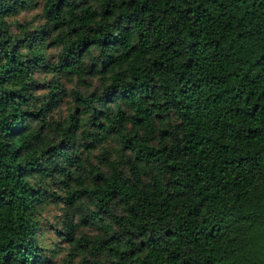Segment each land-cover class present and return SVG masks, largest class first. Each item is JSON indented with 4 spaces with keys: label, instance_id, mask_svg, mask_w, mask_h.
I'll return each instance as SVG.
<instances>
[{
    "label": "trees",
    "instance_id": "16d2710c",
    "mask_svg": "<svg viewBox=\"0 0 264 264\" xmlns=\"http://www.w3.org/2000/svg\"><path fill=\"white\" fill-rule=\"evenodd\" d=\"M0 264H264V0H0Z\"/></svg>",
    "mask_w": 264,
    "mask_h": 264
},
{
    "label": "rangeland",
    "instance_id": "374dc122",
    "mask_svg": "<svg viewBox=\"0 0 264 264\" xmlns=\"http://www.w3.org/2000/svg\"><path fill=\"white\" fill-rule=\"evenodd\" d=\"M52 213L53 214H56V213L59 214V211L56 210V209H52ZM42 217H43L42 222L45 225L46 222H49L50 220H52V217L53 216L51 214H48L47 215V213L45 212V213H43ZM44 225H42V226H44ZM48 238H49V233L44 234L43 237H42V239L44 240V242H46Z\"/></svg>",
    "mask_w": 264,
    "mask_h": 264
}]
</instances>
